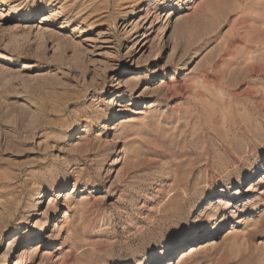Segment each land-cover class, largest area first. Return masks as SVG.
<instances>
[{"label": "rangeland", "instance_id": "rangeland-1", "mask_svg": "<svg viewBox=\"0 0 264 264\" xmlns=\"http://www.w3.org/2000/svg\"><path fill=\"white\" fill-rule=\"evenodd\" d=\"M5 3L0 264H264V0Z\"/></svg>", "mask_w": 264, "mask_h": 264}, {"label": "bare ground", "instance_id": "bare-ground-1", "mask_svg": "<svg viewBox=\"0 0 264 264\" xmlns=\"http://www.w3.org/2000/svg\"><path fill=\"white\" fill-rule=\"evenodd\" d=\"M125 2H127V1H125ZM6 5V3H5V0H2V1H0V6H5ZM29 16H31L32 17V15H29ZM165 74L162 72L160 75H159V77H163ZM152 81V79L151 78H149V82H151ZM77 130H76V127H73L72 128V131H71V136L70 137H75V135L76 134H74L75 132H76ZM256 171H254L253 173H251V175L249 176V178H251L252 176H254V173H255ZM216 193V192H215ZM212 194H214V193H212ZM41 196V192H37V197H36V199H35V204H38V199H39V197ZM217 196V194H214L212 197H209V199H211V198H213V197H216ZM227 223L226 222H221V223H219V224H217L216 226H215V228H214V232L218 229V228H223V227H225V226H227L226 225ZM241 229H237L236 231H234V233L235 234H239L240 235V237H241V235L243 234L241 231H240ZM214 232H213V234H214ZM244 232V231H243ZM240 233H242V234H240ZM250 234V233H249ZM239 235H237V237L239 236ZM235 236V235H234ZM33 237V236H32ZM31 237V238H32ZM199 238H201V236H200V234H196V235H194V236H192L191 238H187V239H183V240H185L186 241V243H189V242H196V240L197 239H199ZM206 238H208V236H204L203 238H202V240H204V239H206ZM28 239V238H27ZM190 239H192V240H190ZM236 239V238H235ZM182 240V238L181 239H179V238H176V239H174V246L177 244V243H179V242H182L181 241ZM190 240V241H189ZM30 243H31V241H30ZM168 246V245H167ZM173 246V245H172ZM173 246V247H174ZM173 247H171V248H173ZM175 248V247H174ZM37 249V248H36ZM166 251V250H165ZM247 251V250H246ZM251 251H249V253H250ZM23 253H25V251L24 252H22L21 253V255L23 254ZM250 258L251 257H247V259H246V264H250ZM171 260H172V255L167 259V260H165L164 261V264H170V262H171ZM245 263V262H244ZM162 264V263H161Z\"/></svg>", "mask_w": 264, "mask_h": 264}]
</instances>
